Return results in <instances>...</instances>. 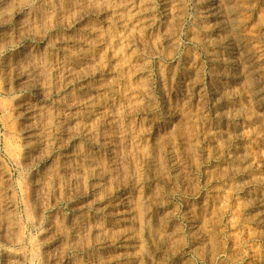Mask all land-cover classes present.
I'll return each mask as SVG.
<instances>
[{
    "label": "rangeland",
    "instance_id": "obj_1",
    "mask_svg": "<svg viewBox=\"0 0 264 264\" xmlns=\"http://www.w3.org/2000/svg\"><path fill=\"white\" fill-rule=\"evenodd\" d=\"M26 1L41 14L33 33L15 36L12 26L0 27V164L10 175L8 195L15 203L14 228L3 232L10 242L0 236V264L5 247L22 252L23 264H39L35 255L42 249L36 240L42 235L62 252L67 249L66 264H264V0H217L212 6L211 0H96L89 18L75 25L72 19L81 12L68 15L69 22L50 29L45 16L53 0ZM87 27L92 35L83 32ZM77 39L90 43L86 71L92 76L68 87L55 80L48 87L54 75L48 71L59 60L73 65L81 49ZM24 54L31 56L26 66L38 68V83L49 91L38 103L43 113L51 112L58 121L64 103L84 98L80 87H88L85 96L95 99L94 105L113 113L111 120L107 113L74 111L79 121L97 128L100 149L88 150L82 139L68 142L47 127L44 113L39 129L54 143L46 149L51 154L43 152L39 165L20 167L14 157L13 105L18 98L33 99L35 89L28 84L15 93L12 73L3 67ZM117 125L124 138L118 140L120 164L114 168L103 143L119 130ZM82 150L94 154L102 176L91 182L82 171L81 183L68 191L58 179L61 167L66 162L84 170L86 164L72 157ZM29 173L36 174L46 193L40 207L30 199ZM82 220L83 241L75 237L77 242L71 229ZM68 241L76 248L70 249Z\"/></svg>",
    "mask_w": 264,
    "mask_h": 264
},
{
    "label": "bare ground",
    "instance_id": "obj_2",
    "mask_svg": "<svg viewBox=\"0 0 264 264\" xmlns=\"http://www.w3.org/2000/svg\"><path fill=\"white\" fill-rule=\"evenodd\" d=\"M23 0H0V27L3 29H8L9 27H13L14 30V34L15 36H30L31 33H33V24L35 21V17L39 14V11H34L33 8H31V5L29 2H22ZM50 1V0H49ZM99 1V0H98ZM122 1V0H121ZM212 2H210V5L212 6L213 4L216 3L217 0H211ZM235 0H229L228 2L231 4H234ZM238 1V0H237ZM31 2V0H30ZM40 2V1H39ZM46 2V1H45ZM126 2V1H125ZM220 2V0H219ZM227 2V3H228ZM96 0H53L51 2H49V4L47 5V13L45 16V19L48 21L49 23V27L46 25V27H48V29L56 27L58 25H61L62 23H66L67 21L69 22L68 15L69 16H75L77 15L79 12H81V14L78 17H74L72 19V24H77L79 21H82L86 18H89L90 15H92V10H93V6L95 5ZM128 3V2H126ZM133 3V2H131ZM223 3V1H222ZM238 3V2H237ZM45 4V3H44ZM209 4V3H208ZM219 4V3H217ZM221 4V3H220ZM12 5H14V9H12ZM226 6V5H225ZM124 7V6H123ZM133 7V6H132ZM220 6H218L219 8ZM234 7V6H233ZM35 8V7H34ZM37 8V7H36ZM41 8V7H40ZM128 8V7H127ZM216 8V6H215ZM217 8V9H218ZM231 8V7H230ZM42 9V8H41ZM46 9V8H45ZM122 9V8H121ZM125 9V8H124ZM226 9V8H225ZM36 10V9H35ZM132 10V9H131ZM206 10V9H204ZM216 10V9H215ZM238 12V11H237ZM42 13V12H41ZM202 13V12H201ZM205 13V12H204ZM231 13V11H230ZM71 14V15H70ZM138 14V13H137ZM221 14V13H220ZM233 14V13H232ZM237 14V13H236ZM41 15V14H39ZM234 15V14H233ZM233 17V16H232ZM240 17V15H239ZM70 18V17H69ZM225 18V17H224ZM223 18V19H224ZM231 18V17H230ZM242 18V17H241ZM67 19V20H66ZM71 19V18H70ZM211 19V18H210ZM218 19V18H217ZM233 19V18H232ZM230 19V20H232ZM238 19V18H237ZM240 19V18H239ZM141 20V19H140ZM209 20V19H208ZM236 20V19H235ZM234 20V21H235ZM131 21V20H129ZM206 21V20H205ZM210 21V20H209ZM221 21V20H220ZM38 22V21H36ZM40 22V21H39ZM46 22V21H45ZM71 22V21H70ZM125 22V21H124ZM219 22V21H218ZM47 23V22H46ZM224 23V22H223ZM234 23V22H232ZM143 24V23H142ZM220 24V23H219ZM227 24V23H226ZM66 25V24H65ZM91 25V24H90ZM230 25V24H229ZM235 25V24H234ZM236 25H240V24H236ZM45 26V25H44ZM64 26V25H63ZM71 26V24H70ZM69 26V27H70ZM88 26V25H87ZM227 26V25H226ZM233 26V25H232ZM84 27V26H83ZM86 27V26H85ZM94 27V26H93ZM228 27V26H227ZM225 27V28H227ZM230 27V26H229ZM60 28V27H59ZM68 28V26H67ZM232 28V27H231ZM12 29V28H11ZM47 29V31H48ZM64 29V28H63ZM66 29V26H65ZM238 29V28H237ZM236 29V30H237ZM52 30V29H51ZM216 30V29H215ZM228 30V29H227ZM86 32L87 35H92L93 33V28L91 27H87L85 30H83V32ZM219 31V30H218ZM233 31V29H232ZM217 32V31H216ZM234 32V31H233ZM238 32V31H237ZM235 31V33H237ZM1 33V32H0ZM6 33V32H5ZM47 33V32H45ZM231 33V31H230ZM51 34V33H50ZM44 35V34H43ZM47 35V34H46ZM240 35V34H238ZM237 36V35H236ZM5 37V36H4ZM235 37V36H234ZM238 37V36H237ZM8 38V37H7ZM17 38V37H16ZM81 38V37H80ZM83 38V37H82ZM239 38V37H238ZM242 38V37H240ZM26 39V38H25ZM65 39V38H64ZM72 39V38H71ZM75 39V37H74ZM94 39V38H93ZM230 39V38H229ZM229 39L227 41H229ZM78 40V39H77ZM80 40V39H79ZM77 42V45H79L81 47V49L75 53L74 55V61L72 62V64H67L65 63L63 60H59L52 68V71H48V66H47V71L53 72V80L52 78L50 80H52V82L48 85V87H50L52 85V83L56 80L59 81L63 84V87H68L70 86L73 82L77 81V82H84L87 79H89L92 74L88 72V70L86 71V68L88 66V63L90 62V58L89 55H87L88 53H86V47H89L90 43H88L87 41H83V39L81 41ZM234 40V39H233ZM244 40V39H243ZM70 41V40H69ZM75 41V40H73ZM238 41V40H237ZM19 42V40H18ZM62 42V41H61ZM235 42V41H233ZM248 42V41H247ZM21 43V42H20ZM94 43V42H93ZM228 43V42H227ZM63 44V43H62ZM231 44V43H230ZM250 44V43H249ZM248 44V45H249ZM254 44V43H253ZM71 45V44H70ZM92 45V43H91ZM95 45V44H94ZM222 45V44H221ZM229 45V44H228ZM239 45V44H238ZM244 45V44H243ZM252 45V44H251ZM18 46V45H17ZM67 47V46H66ZM95 47V46H94ZM257 47V46H256ZM260 47V46H259ZM78 48V47H77ZM84 48V49H83ZM245 48V47H244ZM237 49V48H236ZM240 49V48H239ZM261 49V47H260ZM32 51V50H31ZM30 51V52H31ZM63 51V50H62ZM91 51V50H88ZM18 52V51H17ZM68 52V51H67ZM74 52V51H73ZM232 52V51H231ZM236 52V51H235ZM259 53V52H258ZM16 54V53H14ZM90 54V52H89ZM234 54V53H233ZM236 54V53H235ZM32 55V54H31ZM35 55V53H34ZM73 55V53H72ZM31 56H26L24 54V57H20L19 59L16 58V61L11 65V66H4L3 70L4 71H8V73H12L11 77H13V80L16 84L17 89L19 90H14L15 93L16 91H20V89H22L25 85H30L32 88L34 87L35 90V96L33 99L31 100H25V99H16L13 105V109H14V120L17 124V129H16V142L17 145L15 147L14 153H15V160L17 161V163L20 165V167H22L23 169H29L30 167H32L34 164H36L37 162H39L40 157L42 156V154H44L43 152L46 153L45 157H49L50 156V152H48V150L46 151V149H49L50 147L54 146V143H49L46 140H44L45 136H42L44 133L42 132L41 129H39L40 127V120H41V116L46 112H42L41 108L39 107L38 103L40 100L45 99L44 95L46 94V92L48 90L44 89V87L42 86V84L38 83V78L42 75L39 74V72L37 71L36 67L32 66H26V63H28L29 61L31 62ZM36 57V56H35ZM232 57V56H231ZM238 57V56H237ZM244 57V56H242ZM255 57V56H254ZM239 58V57H238ZM35 59V58H34ZM68 59V58H67ZM11 60V59H10ZM70 60V59H69ZM242 60V59H241ZM256 60V59H255ZM35 61V60H34ZM41 61V60H40ZM39 61V62H40ZM230 61V60H229ZM248 61V60H247ZM246 61V62H247ZM2 62V60L0 61ZM97 62V61H96ZM245 62V63H246ZM3 63V62H2ZM232 63V62H231ZM238 63V62H237ZM240 63V62H239ZM10 64V63H9ZM237 65V64H236ZM244 65V64H243ZM258 65V64H257ZM90 66V64H89ZM50 67V66H49ZM1 68V67H0ZM94 68V67H93ZM90 71H92V69ZM254 69V68H253ZM259 69V68H258ZM257 69V70H258ZM94 71V70H93ZM96 71V70H95ZM99 71V70H98ZM105 71V68L104 70ZM108 71V70H107ZM256 71V70H255ZM101 72V71H99ZM1 73V70H0ZM45 73V72H43ZM42 73V74H43ZM253 73V72H251ZM259 73V72H258ZM96 74L95 72L93 73ZM10 75V74H9ZM40 75V76H39ZM49 75V74H48ZM101 75V74H100ZM258 75V74H257ZM3 76V74L1 75ZM39 76V77H38ZM47 76V75H46ZM50 76V75H49ZM48 76V77H49ZM254 76V75H253ZM98 77V76H97ZM99 78V77H98ZM102 78V77H101ZM107 79V78H106ZM43 80V79H42ZM91 81V80H90ZM92 82V81H91ZM60 83V84H61ZM86 83V82H85ZM13 84V83H12ZM81 84V83H80ZM82 85V84H81ZM84 85V84H83ZM89 85V84H88ZM114 85V84H113ZM257 85V84H256ZM15 86V85H14ZM13 86V87H14ZM59 86V85H58ZM260 86V85H259ZM10 87V86H9ZM47 87V86H46ZM77 87V86H76ZM95 87V86H94ZM26 88V87H25ZM23 88V89H25ZM65 89V88H64ZM88 87H80V90L83 92L84 94V98H82V100H77V102H72V103H64V109L62 112L59 113L58 116V121L53 117L51 112H47L45 113V117H46V124L47 127H49V129L51 130L53 128V130L56 129V131H60L61 135L68 141V142H72L74 140L77 139H82L88 146V150L90 148H92L93 150H98L101 148L100 144L98 143V138H95V131H97V128H92V125H89L88 122H81L79 121V117L77 115V113H74V111L78 108L80 109H84V110H91L90 112H92V114L94 116H102L104 113H107L108 110H106V108L101 107V105L96 106L94 105L96 102H94V100L92 99V97L85 96L88 93L89 90H87ZM95 89V88H94ZM260 90V89H259ZM29 91V90H28ZM32 91V90H31ZM96 91V90H95ZM106 91V90H105ZM26 92V91H25ZM49 92V91H48ZM47 92V93H48ZM97 92V91H96ZM109 92V91H108ZM253 92V91H252ZM33 93V94H34ZM79 93V92H78ZM263 94V93H262ZM19 95V94H18ZM96 96H98V94H95ZM112 95V94H111ZM264 95V94H263ZM262 95V96H263ZM10 96V95H9ZM260 96V95H259ZM17 97V96H16ZM19 97V96H18ZM83 97V96H82ZM99 97V96H98ZM98 97L96 99H98ZM14 98V97H12ZM11 98V99H12ZM48 98V97H47ZM109 98V96H108ZM106 97V99H108ZM56 99H54L55 101ZM68 101V100H67ZM70 101V100H69ZM76 101V100H75ZM108 101V100H107ZM106 101V102H107ZM105 102V103H106ZM262 102V101H260ZM63 103V102H62ZM104 103V104H105ZM264 103V102H262ZM98 104V103H97ZM99 104H101L99 102ZM264 106V105H263ZM49 110V109H48ZM47 110V111H48ZM113 110V109H112ZM79 111V110H78ZM111 111V110H110ZM76 112V111H75ZM80 112V111H79ZM117 112V111H116ZM81 113V112H80ZM83 113V112H82ZM109 113V114H108ZM107 113V117L110 118L112 120L113 117H115L113 115L112 112H108ZM118 113V112H117ZM115 113V114H117ZM120 113V112H119ZM132 113V112H131ZM81 115V114H80ZM86 113L83 115L85 116ZM90 116V115H89ZM86 117V116H85ZM106 117V116H103ZM122 117V115L120 116ZM81 118V117H80ZM83 118V117H82ZM118 118V117H116ZM96 119V118H95ZM98 119V118H97ZM124 119V118H123ZM44 120V119H43ZM101 120V118H100ZM98 120V121H100ZM118 120V119H117ZM42 121V120H41ZM83 121V119H82ZM89 121V120H88ZM94 121V120H93ZM43 122V121H42ZM57 122V123H56ZM106 122V120H105ZM108 122V121H107ZM115 122V121H114ZM104 123V122H103ZM102 123V124H103ZM121 123V122H120ZM42 124V123H41ZM94 124V123H93ZM115 124V123H112ZM70 125H74L73 129L72 126ZM100 126V125H99ZM108 126V125H107ZM106 126V127H107ZM114 126V125H113ZM119 127V125H117ZM95 127V126H93ZM45 128V127H44ZM55 128V129H54ZM99 128V127H98ZM112 128V127H111ZM115 128V127H114ZM43 129V128H42ZM48 129V128H47ZM103 129V128H102ZM110 129V128H109ZM119 130H117L116 127V131L113 134L114 136L111 138H108L107 140H104V146L106 147L107 151L109 152L110 157H112V161H113V167H118L120 162L118 161V153L117 150L119 149V145L118 140L121 139L122 136V132L120 127L118 128ZM100 130V129H99ZM98 130V131H99ZM104 131V130H103ZM114 131V130H112ZM130 131V130H129ZM107 132V131H106ZM104 132V133H106ZM109 132V131H108ZM111 132V131H110ZM43 133V134H42ZM55 133V132H54ZM110 134V135H112ZM45 135V134H44ZM108 136V135H107ZM106 136V137H107ZM105 137V134L104 136ZM105 137V138H106ZM110 137V136H109ZM123 137V136H122ZM124 138V137H123ZM60 139V138H59ZM63 139V138H62ZM65 140V142H67ZM169 140V139H168ZM44 141H46V143H44ZM108 141V142H107ZM120 142V141H119ZM122 142V141H121ZM120 142V143H121ZM64 143V142H63ZM69 145V144H68ZM123 147V146H122ZM13 148V147H10ZM80 148V147H79ZM103 148V147H102ZM105 149V148H104ZM102 149V150H104ZM50 150V149H49ZM52 150V149H51ZM84 150V149H83ZM78 151L75 152V154L72 155V157H76L79 158L80 160H82L86 165L84 168V170L80 167H70L66 162L63 163V167L62 171L59 173L58 179L60 178V180L62 181V183L64 184L63 186L66 187V189L69 191L72 188V185L74 186H78L81 183V173L82 171H84L88 176L91 178V182L92 180L96 179V177L99 176V170L101 171V168L99 167V165L97 164V162L94 159V154H90L87 153L85 151ZM121 150V148H120ZM123 150V149H122ZM122 150L120 153H122ZM91 152V151H90ZM100 152V151H98ZM97 152V153H98ZM74 153V152H73ZM102 153V152H101ZM126 153V152H125ZM138 153V152H137ZM136 153V154H137ZM11 154V153H10ZM60 155V154H59ZM122 156V155H121ZM149 156V155H148ZM44 157V156H43ZM99 157V156H98ZM109 158V157H108ZM111 159V158H110ZM149 159V158H147ZM66 160V159H65ZM74 160V159H73ZM97 160V159H96ZM152 160V159H150ZM69 161V160H68ZM76 161V159L74 160ZM81 161V162H82ZM101 161V160H100ZM121 161V160H120ZM63 162V161H62ZM111 162V161H110ZM151 162V161H149ZM148 162V163H149ZM74 163V162H73ZM76 163V162H75ZM78 163V162H77ZM152 163V162H151ZM38 164V163H37ZM71 164V163H69ZM79 164V163H78ZM82 164V163H81ZM39 165V164H38ZM76 165V164H75ZM101 165V164H100ZM104 165V164H103ZM122 165V164H121ZM112 166V165H111ZM37 167V166H36ZM82 167V166H81ZM105 167V165H104ZM38 168V167H37ZM119 168V167H118ZM46 169V168H45ZM105 169V168H104ZM110 169V168H109ZM108 167L106 168V170H108ZM121 169V168H120ZM58 170V169H57ZM111 170V169H110ZM56 171V170H55ZM27 172V171H26ZM107 172V171H106ZM113 172V171H112ZM111 172V174H112ZM119 172V171H118ZM117 172V174H118ZM51 173V172H50ZM58 173V171H57ZM103 173V171H102ZM102 173L101 176H102ZM9 173L5 172L2 169V165L0 164V224H1V228L4 230H0V236H1V241H3V243L8 244L10 242V239L8 240L5 235L3 234V232L5 231L7 233L8 229H11L13 227V221L14 219V208H15V203L13 201V199L11 197H9V193L12 192L11 190H13L11 184H10V178L8 175ZM85 174V175H86ZM24 175V174H23ZM27 175L28 181H29V193H30V199L31 202L33 204V206L36 207H40V202L41 200L44 199V197H46V193L44 194L43 191H41L40 188H43L41 183H39L38 179H36V174L35 177L32 173L29 174H25ZM84 175V174H83ZM84 175V176H85ZM115 175V174H114ZM113 175V176H114ZM110 176V175H109ZM112 176V177H113ZM163 176V175H162ZM54 177V176H53ZM104 177V176H103ZM110 176V178H112ZM55 178V177H54ZM99 178V177H98ZM114 178V177H113ZM42 179V178H41ZM49 179V178H48ZM116 179V178H115ZM54 180V179H53ZM89 180V179H88ZM87 180V181H88ZM48 181V180H47ZM50 181V180H49ZM57 181V180H56ZM106 181V180H105ZM41 182H44V180ZM55 182V181H54ZM59 182V181H58ZM90 182V180H89ZM94 182V181H93ZM108 182V181H107ZM45 183V182H44ZM101 183V182H98ZM117 183V182H116ZM125 183V182H124ZM2 184V185H1ZM43 184V183H42ZM61 184V183H60ZM86 184V183H85ZM55 185V184H54ZM90 185V184H89ZM99 185V184H98ZM103 185V184H102ZM120 185V184H119ZM123 185V184H122ZM121 185V186H122ZM45 186V185H43ZM46 186H48V184H46ZM50 186V185H49ZM48 186V187H49ZM52 186V185H51ZM50 186V187H51ZM82 186V185H81ZM80 186V187H81ZM97 186V185H95ZM126 186V185H125ZM46 189V187H44ZM79 188V187H78ZM86 188V187H85ZM89 188V187H88ZM91 188V187H90ZM103 188V187H101ZM140 188V187H139ZM84 189V188H83ZM92 189V188H91ZM120 189V188H119ZM118 189V190H119ZM124 189V188H123ZM80 190V189H79ZM99 191V187H95L93 189V191ZM49 191V190H48ZM51 191V189H50ZM88 191V190H87ZM101 191V190H100ZM121 191V190H120ZM89 192V191H88ZM48 193V192H47ZM115 193V192H114ZM28 194V193H27ZM51 194V193H50ZM72 194V193H71ZM74 194V193H73ZM70 196V195H68ZM128 196V195H127ZM94 197V196H93ZM98 198V197H97ZM122 198V197H121ZM47 199V197H46ZM137 199V198H136ZM98 200V199H96ZM101 200V199H99ZM123 200V199H122ZM127 200V199H125ZM47 201V200H45ZM117 202V201H116ZM120 203V202H119ZM122 203V202H121ZM125 203V202H124ZM143 206H145L143 204V202H141ZM129 204V203H128ZM148 204V203H147ZM45 205V203H44ZM95 205V203L93 204ZM99 205V204H98ZM117 205V204H116ZM115 205V206H116ZM124 205V204H123ZM127 205V204H126ZM141 205V204H140ZM125 206V205H124ZM44 207V206H43ZM42 207V208H43ZM134 207V206H133ZM33 208V209H35ZM80 208V207H78ZM77 208V209H78ZM32 209V210H33ZM73 209V208H72ZM82 210V209H81ZM126 210V209H125ZM83 212V211H82ZM81 212V213H82ZM148 212V211H146ZM35 213V212H34ZM37 214V213H36ZM80 214V213H79ZM147 214V213H146ZM37 216V215H36ZM77 216V215H76ZM82 216V215H81ZM80 216V217H81ZM145 216V215H144ZM79 217V220H80ZM86 217V216H85ZM84 217V218H85ZM38 217H36L37 219ZM76 219V218H75ZM145 219V217H144ZM159 219V218H158ZM72 220V219H71ZM78 220V219H77ZM74 221V220H73ZM142 221H144L142 219ZM40 222V221H39ZM38 222V223H39ZM76 222V221H75ZM137 222V221H136ZM150 222V221H149ZM162 222V221H161ZM33 223V222H32ZM35 223V222H34ZM73 223V222H72ZM153 224V223H152ZM37 225V224H36ZM87 225V224H86ZM139 225V223H138ZM146 225V224H144ZM164 225V224H163ZM97 226V225H95ZM149 226V225H147ZM161 226V225H160ZM86 227V226H85ZM102 227V226H101ZM151 227V226H149ZM162 227V226H161ZM160 227V229H161ZM14 228V227H13ZM71 228V227H70ZM69 228V229H70ZM138 228V227H137ZM148 228V227H147ZM158 228V227H157ZM99 229V228H98ZM103 229V228H102ZM101 229V230H102ZM106 229V228H105ZM151 229V228H150ZM156 229V228H154ZM72 233L75 237H81V234H83L84 232V224H83V220L78 221L76 223H73L72 225ZM92 230V229H91ZM158 230V229H157ZM161 231V230H160ZM9 232V231H8ZM48 232V231H46ZM148 232V231H147ZM64 233V232H63ZM67 236H70V231L67 232ZM92 233V231H91ZM150 233V232H149ZM155 233V232H154ZM45 234V233H44ZM70 234V235H69ZM111 234V233H110ZM138 234V233H137ZM159 234V232H158ZM157 234V235H158ZM4 235V237L2 236ZM150 235V234H149ZM59 236V235H58ZM66 236V237H67ZM89 236V235H88ZM87 236V237H88ZM3 237V238H2ZM47 237V236H46ZM64 237V236H63ZM65 237V238H66ZM85 237V234L84 236ZM68 238V237H67ZM72 238V239H73ZM78 238V239H79ZM86 238V237H85ZM114 238V237H113ZM120 238V237H119ZM81 239V238H80ZM89 239V238H88ZM116 239V238H115ZM76 240V238H75ZM75 240H71V241H75ZM71 241H68V243L70 244V249H75L76 247H73L71 245ZM77 241V240H76ZM75 241V243H76ZM81 241H83L81 239ZM121 241V240H120ZM173 241V240H172ZM37 244L40 246V248L42 249V253L40 255H35V260L39 263V264H66L68 262V255L63 256L65 253V249L64 252H62L61 248H59V246H55V241L49 240V239H45L44 236L42 235L38 241L36 240ZM78 242V241H77ZM122 242V241H121ZM182 242V241H181ZM74 243V242H73ZM89 243V241H88ZM104 243V242H103ZM115 243V242H114ZM107 244V243H106ZM141 244V243H140ZM179 244V243H177ZM76 245V244H75ZM74 245V246H75ZM111 245V244H110ZM113 245H117V244H113ZM128 245V244H127ZM37 246V245H36ZM78 246V245H77ZM139 246V245H138ZM125 247V246H124ZM152 247V246H151ZM183 247V246H182ZM50 248L52 249V252H50L51 254L49 256H47L46 252H48V250ZM69 248V246H68ZM82 248V247H81ZM85 249V248H84ZM153 249V248H152ZM78 250V249H77ZM71 251V250H70ZM73 251V250H72ZM75 251V250H74ZM78 251H81L78 250ZM88 251V250H87ZM211 251V250H210ZM41 252V251H40ZM132 252V251H131ZM177 252V251H176ZM203 252V251H202ZM68 253V252H67ZM72 253V252H71ZM88 253V252H87ZM38 254V253H37ZM203 255V253H201ZM47 256V259H45V257ZM62 255V256H61ZM86 255V254H85ZM126 256V255H124ZM171 256V255H170ZM2 257L4 259V264H23L24 260H25V256L22 252H13V250L11 251L9 248L5 247L2 249ZM154 257V256H153ZM213 257V256H212ZM73 258V257H72ZM79 258V257H78ZM163 258V257H162ZM2 259V260H3ZM45 259V260H44ZM71 259V258H70ZM100 259V258H99ZM127 259V258H126ZM90 260V259H89ZM88 260V261H89ZM95 260V258H94ZM91 261V260H90ZM100 261V260H99ZM3 262V261H2ZM73 262V261H70ZM96 262V260H95ZM143 262V261H142ZM94 263V261H93ZM97 263V262H96ZM94 263V264H96ZM103 263V262H101ZM70 264V263H69ZM72 264V263H71ZM83 264V263H82ZM100 264V262H99Z\"/></svg>",
    "mask_w": 264,
    "mask_h": 264
}]
</instances>
